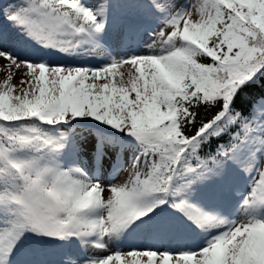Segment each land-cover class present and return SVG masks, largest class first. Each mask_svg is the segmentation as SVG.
<instances>
[{"label": "snow or ice", "instance_id": "1", "mask_svg": "<svg viewBox=\"0 0 264 264\" xmlns=\"http://www.w3.org/2000/svg\"><path fill=\"white\" fill-rule=\"evenodd\" d=\"M0 264H264V0H0Z\"/></svg>", "mask_w": 264, "mask_h": 264}]
</instances>
